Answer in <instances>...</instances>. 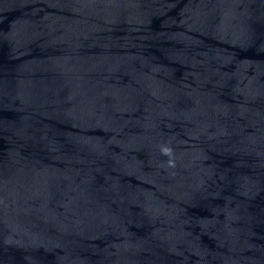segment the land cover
Here are the masks:
<instances>
[{
	"label": "water",
	"instance_id": "obj_1",
	"mask_svg": "<svg viewBox=\"0 0 264 264\" xmlns=\"http://www.w3.org/2000/svg\"><path fill=\"white\" fill-rule=\"evenodd\" d=\"M0 264H264V0H0Z\"/></svg>",
	"mask_w": 264,
	"mask_h": 264
},
{
	"label": "clouds",
	"instance_id": "obj_2",
	"mask_svg": "<svg viewBox=\"0 0 264 264\" xmlns=\"http://www.w3.org/2000/svg\"><path fill=\"white\" fill-rule=\"evenodd\" d=\"M167 151H170V150H167ZM167 151H166V153H165V154H167ZM170 163H171V161H170Z\"/></svg>",
	"mask_w": 264,
	"mask_h": 264
}]
</instances>
